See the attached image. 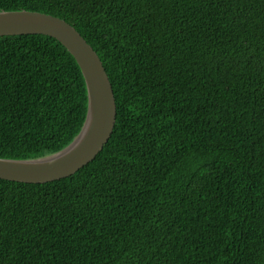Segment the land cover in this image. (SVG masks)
<instances>
[{
	"label": "trees",
	"instance_id": "1",
	"mask_svg": "<svg viewBox=\"0 0 264 264\" xmlns=\"http://www.w3.org/2000/svg\"><path fill=\"white\" fill-rule=\"evenodd\" d=\"M73 25L117 120L88 164L0 179V264H264V0H0ZM87 86L46 34L0 36V157L60 151Z\"/></svg>",
	"mask_w": 264,
	"mask_h": 264
},
{
	"label": "water",
	"instance_id": "2",
	"mask_svg": "<svg viewBox=\"0 0 264 264\" xmlns=\"http://www.w3.org/2000/svg\"><path fill=\"white\" fill-rule=\"evenodd\" d=\"M22 34H46L60 41L75 57L87 86L86 118L68 145L36 158L0 157V179L45 183L73 174L102 151L116 124L117 103L98 52L69 22L40 11L0 10V36Z\"/></svg>",
	"mask_w": 264,
	"mask_h": 264
}]
</instances>
